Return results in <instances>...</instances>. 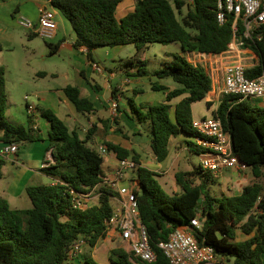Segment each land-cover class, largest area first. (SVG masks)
Listing matches in <instances>:
<instances>
[{
    "label": "trees",
    "instance_id": "1",
    "mask_svg": "<svg viewBox=\"0 0 264 264\" xmlns=\"http://www.w3.org/2000/svg\"><path fill=\"white\" fill-rule=\"evenodd\" d=\"M70 23L74 32L75 49L85 48L88 59L91 51L103 47L133 45L135 55L127 63L140 66L135 75L145 76L144 61L137 54L153 43L168 45L178 43L182 52L220 55L226 52L233 38L249 50L257 60L246 69L248 78L264 75V24L249 31L241 17L225 13L224 21L217 19L218 0H135L133 10L117 19L115 12L123 0H45ZM173 3V4H172ZM183 7L186 12L182 14ZM180 17V18H179ZM34 35V34H33ZM50 54L58 51L59 43L48 44ZM1 50V45H0ZM153 75L158 79H172L178 86L166 92L165 101L148 105L144 110L130 104L128 117L138 125L150 127L149 148L157 162L169 154L172 138L180 134L195 137L192 127L191 105L206 98L211 89V78L200 66L191 64L180 54H173L169 61ZM151 89L166 88L153 83ZM66 98L80 114L93 113L94 105L82 96L77 86L63 88ZM177 102L171 114L169 102ZM7 102L5 71L0 66V141L18 146L42 141L39 130L33 128L31 119L25 125H14L4 116ZM209 108L211 102H206ZM41 116L49 124L48 148L54 164L40 169L54 180L53 184L30 185L25 188L31 207L11 208L0 196V264H72L67 253L71 245L82 238L93 248L107 237L106 221L112 216L111 198L115 191L100 185L103 156L88 145V138L81 139L76 131L50 109H43ZM212 117L220 120L232 139V152L239 167L249 168L259 179L264 168V108L250 107L240 96L222 95ZM89 130V134L93 133ZM109 152L118 159L130 158L138 165L139 156L117 144L105 141ZM191 151L198 155L201 148L187 141ZM5 160L0 158L1 168ZM137 188L133 189L138 202L139 217L145 227L149 245L155 253L150 264H170L158 244L166 241L178 227H185L195 217L201 221L193 234L200 245L212 247L218 258L234 259V264H264V187L259 182L244 185L238 195H211L206 181L214 178L200 167L174 174L179 192L168 195L156 180L157 174L137 166L133 170ZM99 186L97 203L83 210L73 208L68 190L91 189ZM117 194V193H116ZM240 232L246 238L237 239ZM111 264H148L133 257L123 247L109 252ZM82 264H98L93 258L81 256Z\"/></svg>",
    "mask_w": 264,
    "mask_h": 264
},
{
    "label": "rangeland",
    "instance_id": "2",
    "mask_svg": "<svg viewBox=\"0 0 264 264\" xmlns=\"http://www.w3.org/2000/svg\"><path fill=\"white\" fill-rule=\"evenodd\" d=\"M133 1L135 2V0H123L117 6L116 16L119 18L125 15L127 12L124 9ZM185 1L190 3V0ZM40 4V0H0V66L5 71L7 102L4 116L6 120L14 125H25L28 118H31L38 122L39 130L43 135H46L47 131H49V125L40 114L45 109V106L38 100L36 94L51 92L61 95L65 86H75L79 82H84V79H87L91 84L96 82L100 85L101 91L98 94L101 100L105 101L110 95L106 84L117 87L121 79L126 77V73H136L140 66L136 61L132 64L127 63L135 55L136 49L133 45L96 48L91 51V59H88L86 54L73 53L69 48L59 49L57 52L50 54L48 44H57L63 38L69 41L74 37V32L67 19L59 11L46 3L45 6H47L48 10L54 11L57 14L55 20L60 21L53 38L45 39L38 35H33L31 30L20 26L18 24V18L20 17L29 19L33 24L37 23L39 15L37 6ZM185 12L186 7H183L182 14ZM234 42L235 40L233 39ZM239 50L244 64H249L257 60V58H249L250 53L242 46L239 47ZM173 54H183L178 43L168 45L153 43L137 54L138 60L145 62L144 67L146 68L147 75L136 76L134 78L135 80L126 86L138 87L140 91L136 95H132L131 92L126 91L121 93V99L117 103L120 105L122 111L130 115V104L141 110H144L148 105H152V96L156 100L159 97V92L151 89L153 83L157 82L167 87L178 86L170 78L158 79L153 75V72L160 69L163 62L169 61ZM183 55L187 59V54ZM206 61V63L209 62L208 60ZM95 66H98L101 72H97ZM78 69L83 70V77L79 75ZM244 100L250 107H256L251 101L245 98ZM158 101L160 102V100ZM195 103L194 115L196 119L197 115L207 113V109L203 102L199 101ZM27 106H31V110H28ZM81 120L86 124L83 117H81ZM137 127H140L138 129L140 131L139 134H133L136 129L131 131L132 129L125 128L129 133L127 138L132 141L136 150L139 151L138 153L135 150L139 156V163L145 161L149 166V163H155V159H152L149 148L150 127L148 123H142V125H137ZM94 135L103 136L97 129L93 131V134H88V132L80 133L82 138L86 136L92 137ZM186 140L194 142L193 137H189ZM28 146L29 143L19 145V161L26 162L24 157L30 149ZM178 148H171L168 161L166 162L164 160L160 166L162 168L156 173V180L168 195L178 193L180 190L174 179L176 172L191 171L199 167L200 157L196 152L189 149L187 142L183 143V149L181 151ZM106 156L108 155L103 156L104 160ZM5 160L1 168L0 195H2L1 189L5 188L9 181L11 184L13 178L18 174V168L11 166L9 160ZM102 171L106 172L103 164ZM262 171L263 176L255 179L249 168H241L239 170L231 169L225 171L220 178L206 181V185L211 195L216 197L237 195L240 193L242 187L248 183L256 181L264 187V168ZM132 178H135V172L133 170L126 171L125 180L129 183ZM51 181L52 179L50 177H42V181L35 177L30 179L28 183L30 185H40L48 184ZM134 187L137 188V185L135 184ZM16 195L17 202H10L11 208L26 209L31 207V203L25 192H22L20 195L17 193ZM110 202L113 208L118 206L114 199H111ZM94 203H97V201L94 200L92 204ZM115 239V237L111 238L108 236L107 239L100 240L95 248L86 245L83 250V255L93 258L98 264H111L109 262V252L111 249L123 247L125 250H128L127 246L118 240L114 243ZM108 240L113 243L109 246L111 249L106 247L109 243L105 241L108 242ZM218 262L220 264L221 262L234 264V259H220Z\"/></svg>",
    "mask_w": 264,
    "mask_h": 264
},
{
    "label": "built area",
    "instance_id": "3",
    "mask_svg": "<svg viewBox=\"0 0 264 264\" xmlns=\"http://www.w3.org/2000/svg\"><path fill=\"white\" fill-rule=\"evenodd\" d=\"M46 4L50 6L48 1ZM225 13H232L235 19L241 17L245 26V36H249L250 30L264 24V0H218L217 19L220 23L224 21ZM55 15V12L48 10L46 6L40 10L36 24L24 17L18 18V24L31 30L35 35L51 39L57 29ZM234 40L236 45H229L228 50L223 54L240 55L239 47L242 45L236 39ZM248 67L244 64L241 55L239 60L227 63L223 69L222 93L264 102V75L248 78L245 74ZM95 70L101 72L98 66H95ZM25 98L27 97L25 96ZM27 108L31 110V106H27ZM110 109L112 115L115 116L118 109L117 101L110 102ZM192 127L197 133L194 143L201 148L199 155L201 170L210 173L214 179H217L225 171L245 168L238 166L232 152L231 136L223 128L218 118L195 119L192 121ZM17 151V144L4 143L0 149V158L5 160L9 156L15 155ZM97 151L101 156L113 153L109 152L105 146H98ZM137 166L139 165L130 158L117 159L112 174L103 176L100 185L111 188L119 195L118 206L113 208L112 216L106 221L109 236L115 237L119 242L125 244L127 251H130L133 257L150 264L155 261V253L149 245L146 229L140 221L133 183L132 185H121L125 180V172L134 170ZM98 187L84 190L70 188L68 194L73 208L83 210L96 204L92 203L94 200H98L100 194ZM201 225V221L195 217L190 220L188 226L176 228L169 234L166 241L158 244L170 264H219V258L214 254L212 247L200 245L193 234V228L199 229ZM85 245L82 238L77 239L67 253L68 262H73Z\"/></svg>",
    "mask_w": 264,
    "mask_h": 264
},
{
    "label": "crops",
    "instance_id": "4",
    "mask_svg": "<svg viewBox=\"0 0 264 264\" xmlns=\"http://www.w3.org/2000/svg\"><path fill=\"white\" fill-rule=\"evenodd\" d=\"M40 1H41V4L37 6L38 14L40 13V10H42L43 8L46 7L45 3H47V1H45V0H40ZM134 4H135L134 1L132 3H130L124 9L125 12L128 13V12L132 11ZM18 12H20V10H18ZM115 15H116V12H115ZM123 16H121L119 18L117 16L116 17H117V19H120ZM56 17H57V14L55 15V18ZM56 22H57V29H58L60 21L58 20ZM74 39H75V36L73 38H71L69 41H66L63 38V40L59 42L58 50L63 49V48H69V50L72 51L73 53L86 54L85 48L75 49L72 46ZM231 44L236 45L235 43H233V40H232ZM119 47H121V46H119ZM233 47H235V46H233ZM247 51L250 53L249 58H252V59L256 58V56H254L249 50H247ZM182 53L187 54V60L193 65L202 67L204 69V71H206L211 78V89L208 92L206 98L204 100L200 101V102H203L205 104V107L207 109V113L197 115L196 119L205 118L207 116L212 117V111H214L217 108L218 102H219L221 96L223 95L222 87H223V69H224V66L227 63H229L230 61L239 60L240 55H237V54H231V55L220 54V55L212 56V55H205V54L198 53V52H182ZM183 54H180V55L184 56ZM206 60H208L209 62L206 63L207 62ZM254 63L255 62H252V63L246 64V65L250 67ZM78 73L80 76H82V77L84 76L82 69H78ZM136 76L137 75H135L134 72H132V73L128 72V73H126V77L121 79L120 84L117 87H113L112 85L106 84V88L109 91L110 95H109V98L106 99L105 101H102L100 95L98 94V92L101 91V87L96 82L91 84L87 79H84L85 80L84 82H79L78 85H75L80 89L82 96L87 97L93 103L94 109H95L93 113L80 114V113L76 112L75 107L66 98V96L64 95L63 92L61 93V95L48 92V93H38V94H36V96H37L38 100L43 104V106H45V109H50L51 111H53L66 124L68 129L70 131H73V130L76 131L79 134V137L81 139H83V138L80 136V133L88 132V134H89L90 129H93V130L97 129L99 132H101L103 134V136L102 135H99V136L94 135L92 137L89 136L88 145L97 149L98 146H105L104 142L108 141V142H112L114 144H117V145H119V146H121L127 150H134L135 151L136 150L135 145H133L132 141H130L127 138L129 133L125 128H128L130 130L132 129L131 131H134L136 129L133 132V134H139L140 131L138 129L140 127L138 128L137 127L138 124L128 117L127 112L121 110L119 104H118L117 113L115 116H113L111 109H110V102L118 101L119 99H121V93L123 91L131 92L132 95H136L140 91V89L138 87H136V86L135 87H126L127 85H129L131 82H133L135 80L134 78ZM162 85L166 89L162 90V91H157V92H159V97L157 99V100H160V102L158 101L159 103H162L165 101V96H166L167 91L176 88L174 86L167 87L164 84H162ZM123 88H124V90H123ZM184 96H185V94L180 96V97L173 98L169 102V104L171 105V114L173 112V108H174L175 104L177 102H179L181 100V98H183ZM152 98H153L152 99V102H153L152 105L158 104L157 100L154 99V96H152ZM247 100L251 101L253 104H255L258 107L264 108V102L261 100H255V99H253V100L247 99ZM207 101L211 102V106L209 108L206 106ZM155 102H157V103H155ZM195 105H196V103H193L191 105L192 119L193 120H195V115H194ZM81 117H83L85 119L86 124L82 122ZM29 119H31V118H29ZM31 122H32L33 128H35L36 130H39L38 122L35 120H32V119H31ZM70 125H71V127H70ZM39 132H40V134H42L43 140L37 141L34 143H29L28 147L30 149L28 150V153L24 157L27 163L24 161H19V155H18L19 146H18L17 153L15 155H11L7 158V160H9V158L12 157V159L9 160L11 166L18 168V174H17V176H15L13 178L11 184L9 181L6 184V187L1 189L2 195H0V196L3 197L4 199H6L7 202L9 203V205H10V202H13V203L17 202L16 201V199H17L16 194L17 193L20 195L22 192H25V188L27 186H30V184L28 183L30 179L36 177L38 180L42 181V177H48L40 171L41 168H43L49 164H54V160H53V157L51 154V149L48 148V146H49L48 135H47L48 131H47L46 135L45 134L43 135V133H41L40 130H39ZM0 136H1V132H0ZM188 138H189V136H187L185 134H180L176 138L171 139L170 144H169V154H168V157L165 159L166 162L168 161L169 156L171 154L170 153L171 148L179 147L178 149L181 151L183 149V143L187 142L186 139H188ZM3 144L4 143L0 141V149L3 146ZM136 151H138V150H136ZM138 153H139V151H138ZM151 157L153 160L155 159L154 156L152 155V153H151ZM117 159L118 158L116 157V155L114 153H110L108 156H106V159L103 161V165L106 169V172L102 171L103 176H109L112 174L114 168L116 167ZM145 163H147V162L141 161L139 166L148 168L149 170H151L155 173H157V171L162 168V167H160L162 162L159 163L156 160H155V163H152V162L149 163V166H148V163L147 164H145ZM133 179L134 178H132V180L129 183L127 180H124L121 183V185H123V186L127 185V184L132 185V183H133L132 186H133V188H135L134 185L136 183L133 181ZM53 183H54V180L52 179V181L49 182L48 184H53ZM116 193L111 199H114L117 203L119 195ZM14 209H16V208H14ZM26 209H28V208H26ZM108 236H109V234H107V237ZM107 237L105 239H107ZM245 238L246 237L244 235H242L240 232L237 233V239L238 240H242ZM116 241H117V239L114 240V243ZM105 242L109 243L106 245L107 248H110L109 246L111 244H113L112 242H110V240H108V242L107 241H105ZM97 245H98V243L96 244V246ZM85 246L82 247L81 253L75 258V260L72 262V264H82L81 263V256L83 255V250H84ZM95 247H93V248H95ZM102 256L104 257L103 253H102ZM262 257L264 259V254ZM220 259H224V258H219V260ZM224 260H226V259H224ZM221 264H225V263L221 262Z\"/></svg>",
    "mask_w": 264,
    "mask_h": 264
}]
</instances>
